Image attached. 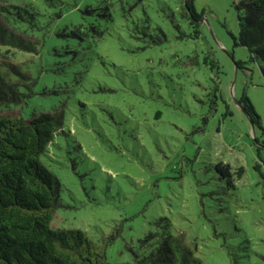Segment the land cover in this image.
I'll use <instances>...</instances> for the list:
<instances>
[{
    "label": "rangeland",
    "instance_id": "rangeland-1",
    "mask_svg": "<svg viewBox=\"0 0 264 264\" xmlns=\"http://www.w3.org/2000/svg\"><path fill=\"white\" fill-rule=\"evenodd\" d=\"M237 1L194 0L197 38L179 37L192 30L182 0H56L61 17H38L47 33L30 57L35 93L0 114L63 113L41 155L60 181L54 227L83 230L111 262L147 254L151 234L182 231L204 264H264V77L234 44ZM24 2L52 10L0 0V13ZM220 160L243 167L235 189L219 179Z\"/></svg>",
    "mask_w": 264,
    "mask_h": 264
},
{
    "label": "trees",
    "instance_id": "trees-1",
    "mask_svg": "<svg viewBox=\"0 0 264 264\" xmlns=\"http://www.w3.org/2000/svg\"><path fill=\"white\" fill-rule=\"evenodd\" d=\"M36 1L52 10L42 14L32 3L24 2L13 3L0 13L1 110L27 104L35 93L40 70L34 73L30 69L29 62L34 60L30 57L40 54L47 33L38 17L43 15L48 23L62 16L56 0ZM234 7L238 23L234 44L247 48L249 60L259 63L264 77V0H238ZM179 11L192 29L179 37H199L202 13L195 9L194 0H182ZM83 27L88 28L83 23L74 25L71 34L82 38ZM238 102L252 124L260 126V116L245 92ZM63 120L62 112L47 110L28 118L19 113L0 114V264H204L182 231L151 234L157 239L147 254L111 262L104 250L95 249L83 230L52 225L60 181L41 155L63 130ZM214 167L225 188L235 189L243 167L233 168L221 160Z\"/></svg>",
    "mask_w": 264,
    "mask_h": 264
},
{
    "label": "water",
    "instance_id": "water-1",
    "mask_svg": "<svg viewBox=\"0 0 264 264\" xmlns=\"http://www.w3.org/2000/svg\"><path fill=\"white\" fill-rule=\"evenodd\" d=\"M243 108V107H242ZM243 110H244V108H243ZM252 123V122H251ZM252 126H253V124H252Z\"/></svg>",
    "mask_w": 264,
    "mask_h": 264
}]
</instances>
